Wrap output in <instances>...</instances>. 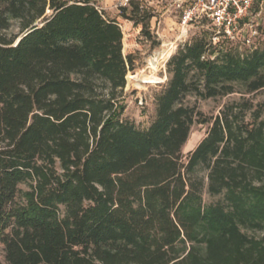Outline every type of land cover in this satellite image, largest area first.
Masks as SVG:
<instances>
[{"label": "trees", "instance_id": "trees-1", "mask_svg": "<svg viewBox=\"0 0 264 264\" xmlns=\"http://www.w3.org/2000/svg\"><path fill=\"white\" fill-rule=\"evenodd\" d=\"M220 43L177 47L138 129L121 119L133 62L116 21L91 0H0L4 264H264V107L249 97L264 49ZM236 86L217 115L199 110ZM193 125L207 130L183 155Z\"/></svg>", "mask_w": 264, "mask_h": 264}, {"label": "rangeland", "instance_id": "rangeland-1", "mask_svg": "<svg viewBox=\"0 0 264 264\" xmlns=\"http://www.w3.org/2000/svg\"><path fill=\"white\" fill-rule=\"evenodd\" d=\"M107 19L116 21L122 30V55L130 57L133 71L126 75L121 102L123 110L121 119L132 122L138 129H146L154 119L155 100L166 80L165 64L179 45L190 43L204 32L210 33L211 27L206 21L197 20L188 27L181 28L179 18L170 0H133L139 7V16L134 21L124 19L121 9L115 8L116 0H91ZM259 14V3L254 5L253 16L242 31V37H247L249 29L256 30L251 46H245L241 38L234 42L220 40L224 49L238 54L249 53L253 48L264 49V5ZM124 15L129 16L131 7L125 8ZM137 21V23L135 22ZM243 24V23H242ZM145 31L148 33L146 34ZM9 33H17V25L12 23ZM220 43V44H221ZM237 93L222 99L199 102L198 107L207 116L217 115L225 103L238 100L243 93L241 86H236ZM256 103H263L264 91L249 95ZM264 121V114L261 116ZM207 126L193 125L189 138L182 153L192 151L204 137ZM25 190L24 186H20ZM204 201L209 202L204 195ZM0 262L4 264L2 246H0Z\"/></svg>", "mask_w": 264, "mask_h": 264}, {"label": "built area", "instance_id": "built-area-1", "mask_svg": "<svg viewBox=\"0 0 264 264\" xmlns=\"http://www.w3.org/2000/svg\"><path fill=\"white\" fill-rule=\"evenodd\" d=\"M132 1L116 0L115 8H127ZM257 2L260 14L264 0H170L169 5L177 13L181 28L197 20L206 21L211 27L213 43L220 40L234 42L241 38L242 43L249 47L253 44L256 30L249 29L247 37H242L241 33L247 25L244 23L251 20ZM117 25L122 33V26Z\"/></svg>", "mask_w": 264, "mask_h": 264}]
</instances>
